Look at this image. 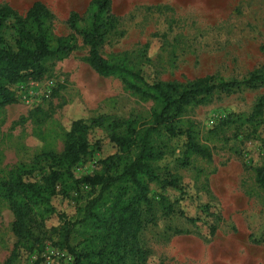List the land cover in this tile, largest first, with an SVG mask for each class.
I'll return each mask as SVG.
<instances>
[{
	"label": "rangeland",
	"instance_id": "rangeland-1",
	"mask_svg": "<svg viewBox=\"0 0 264 264\" xmlns=\"http://www.w3.org/2000/svg\"><path fill=\"white\" fill-rule=\"evenodd\" d=\"M89 1L72 10L82 18L81 27L86 25ZM111 11L118 23L101 56L126 57L149 83L187 82L207 75L241 80L264 70V0H111ZM67 18V11L54 10L47 27L52 41L74 36L71 52L48 60L40 78L12 85L17 103L0 108V180L43 153H61L74 121L90 124L107 117L140 123L149 118L150 101L91 70L88 49L69 29ZM13 27V19L2 27L4 42L12 48ZM262 96L264 86L216 94L182 114L180 126L195 133L211 159L193 156L182 165L185 136L169 140L157 167L161 176L178 180L182 192L150 185L152 201L167 197L176 212H157L155 222L139 233V246L147 255L144 264H264V194L255 182L256 170L264 165V109L259 125L246 121ZM237 118L240 121L222 125ZM89 142V153L73 169L77 179L92 175L102 160L116 153L104 127H92ZM47 172H36L31 180L39 182ZM56 204L68 219L73 217L74 199ZM12 222L7 204L0 200V264L15 243ZM56 224L53 218L47 226ZM34 263L71 264L72 259L47 242L42 253L33 251L17 261Z\"/></svg>",
	"mask_w": 264,
	"mask_h": 264
},
{
	"label": "trees",
	"instance_id": "trees-1",
	"mask_svg": "<svg viewBox=\"0 0 264 264\" xmlns=\"http://www.w3.org/2000/svg\"><path fill=\"white\" fill-rule=\"evenodd\" d=\"M85 15V27H81L82 18L75 11L69 13L67 25L87 47L89 67L99 77L116 79L132 94L150 101V115L140 123L132 118L107 117L93 119L90 124L74 121L61 153H43L28 167L16 168L0 180V200L12 214L15 237L4 264H17L19 258L33 251L42 253L47 242L65 251L71 264H144L147 255L139 246V233L155 222L157 212L164 216L176 212L167 197L152 201L150 185L182 192L178 180L161 176L157 167L168 150L169 140L185 136L182 165H187L193 156L211 159L195 133L180 126L182 114L209 102L216 94L231 95L241 89L264 86V70L253 71L241 80L207 75L187 82L149 83L140 67L126 57L101 56L102 46L118 23L111 11V0H90ZM8 19L14 20L13 48L6 46L2 37L3 23ZM50 19L52 13L40 2L22 16L8 5L0 6V108L17 103L12 85L27 78H40L48 60L71 52L74 36L52 41L47 27ZM263 109L264 96L246 121L259 125ZM237 121L240 118L225 120L222 125ZM94 126L108 131L116 153L102 160L98 171L77 179L73 169L89 153V131ZM44 169L48 172L39 182L31 180L34 173ZM255 182L264 194V165L256 170ZM69 198L76 202L70 219L56 204ZM53 218L57 224L47 226Z\"/></svg>",
	"mask_w": 264,
	"mask_h": 264
},
{
	"label": "crops",
	"instance_id": "crops-1",
	"mask_svg": "<svg viewBox=\"0 0 264 264\" xmlns=\"http://www.w3.org/2000/svg\"><path fill=\"white\" fill-rule=\"evenodd\" d=\"M40 2L45 5L51 13L54 10L67 11V17L72 10H76L82 0H1L16 11H28V9L35 3Z\"/></svg>",
	"mask_w": 264,
	"mask_h": 264
}]
</instances>
